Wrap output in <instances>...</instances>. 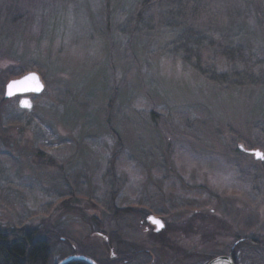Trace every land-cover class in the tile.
<instances>
[{"label":"rangeland","instance_id":"1","mask_svg":"<svg viewBox=\"0 0 264 264\" xmlns=\"http://www.w3.org/2000/svg\"><path fill=\"white\" fill-rule=\"evenodd\" d=\"M142 2L0 0V228L55 264L116 231L163 264L264 241V0ZM29 71L32 107L4 100Z\"/></svg>","mask_w":264,"mask_h":264},{"label":"trees","instance_id":"2","mask_svg":"<svg viewBox=\"0 0 264 264\" xmlns=\"http://www.w3.org/2000/svg\"><path fill=\"white\" fill-rule=\"evenodd\" d=\"M156 1L160 0H143L140 11L143 12L148 5ZM7 99L9 98L4 97V100ZM166 228L167 224L159 233L164 232ZM53 235L50 230L38 226L0 228V264H55L51 252V246L54 244ZM112 236L108 239L112 243L117 242L119 247L111 256L101 260L94 259L98 264H163V261L153 255L149 249L127 248L130 245L121 239L118 231ZM227 250L235 264H264V241L258 238L238 237L233 244L228 246ZM216 256H218L217 253L208 255L200 253L191 264H207ZM66 257L68 255H62L61 260ZM66 264L89 263L83 260H73Z\"/></svg>","mask_w":264,"mask_h":264},{"label":"water","instance_id":"3","mask_svg":"<svg viewBox=\"0 0 264 264\" xmlns=\"http://www.w3.org/2000/svg\"><path fill=\"white\" fill-rule=\"evenodd\" d=\"M44 89L45 83L41 75L37 71H29L20 75L19 77L11 79L6 84L5 97L13 98L16 96H22L20 100V105L24 108L30 109L32 107V100L28 95H39L44 91ZM240 148L244 149L241 145ZM246 151L251 154H254L255 158L258 160L264 159V154L259 149H251ZM147 221L151 223V225L155 226L156 232L162 231L166 226L165 221L162 218L152 214L147 217ZM73 260H83L89 264H98L94 259L78 254L70 255L61 260L58 264H66ZM218 262L235 264L233 258L230 255L217 256L211 259L207 264H216Z\"/></svg>","mask_w":264,"mask_h":264},{"label":"bare ground","instance_id":"4","mask_svg":"<svg viewBox=\"0 0 264 264\" xmlns=\"http://www.w3.org/2000/svg\"><path fill=\"white\" fill-rule=\"evenodd\" d=\"M216 264H227L226 262H218Z\"/></svg>","mask_w":264,"mask_h":264},{"label":"flooded vegetation","instance_id":"5","mask_svg":"<svg viewBox=\"0 0 264 264\" xmlns=\"http://www.w3.org/2000/svg\"><path fill=\"white\" fill-rule=\"evenodd\" d=\"M22 98V96H20Z\"/></svg>","mask_w":264,"mask_h":264}]
</instances>
